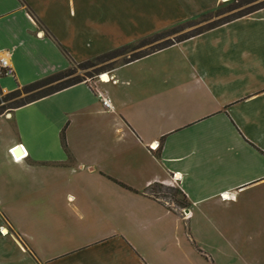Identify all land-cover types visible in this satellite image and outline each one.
<instances>
[{"label": "crops", "instance_id": "0c3cea01", "mask_svg": "<svg viewBox=\"0 0 264 264\" xmlns=\"http://www.w3.org/2000/svg\"><path fill=\"white\" fill-rule=\"evenodd\" d=\"M218 2L0 0V94ZM105 72L0 111V264H264V9Z\"/></svg>", "mask_w": 264, "mask_h": 264}, {"label": "rangeland", "instance_id": "374dc122", "mask_svg": "<svg viewBox=\"0 0 264 264\" xmlns=\"http://www.w3.org/2000/svg\"><path fill=\"white\" fill-rule=\"evenodd\" d=\"M222 1L223 2L219 0L215 10L199 15L192 19H188L187 21L172 28L161 31L152 37L147 38L146 40L134 42L131 45H128L129 48L126 50H118L116 51V54L110 56L104 61L97 62V64L94 66L88 67L87 62L79 64L76 63L72 65L70 70H68L70 72V81L75 79L90 80L94 75L97 77L102 73H106L105 71L122 65L130 59L152 52L169 43H173L174 41H178L179 39H182L186 36L193 35L199 31L209 28L210 26L212 27L222 21L246 14L252 10H256L260 6H264V0ZM101 70H104V72H100ZM48 90L49 89H43L27 94L21 92L18 97L7 100H5V94H0V111H4L5 108L14 107L22 101L36 97ZM154 193H156V195L162 199H165L168 203H171L170 205L176 207H178L182 202V196L180 195L179 191L175 189V187H156L154 189Z\"/></svg>", "mask_w": 264, "mask_h": 264}, {"label": "trees", "instance_id": "16d2710c", "mask_svg": "<svg viewBox=\"0 0 264 264\" xmlns=\"http://www.w3.org/2000/svg\"><path fill=\"white\" fill-rule=\"evenodd\" d=\"M262 8H264V6H260V7L257 8L256 10H252V11H250V12H247L246 14H242V15H240V16H236V17H234V18H232V19H236V18H239V17H243V16H245V15H249V14H251V13H253V12L259 10V9H262ZM216 25H217V24H216ZM210 27H211V26H210ZM212 27H214V26H212ZM212 27H211V28H212ZM199 33H201V31H199V32H197V33H195V34H193V35H189V36H186V37H184V38H182V39H179L178 41H181V40H183V39H187V38H189V37H191V36H194V35H196V34H199ZM169 45H172V43H169V44H167V45H165V46H163V47H160V48H158V49H156V50L163 49V48H165V47H167V46H169ZM127 48H129V47L126 46V47H124V48H122V49H119V51H121V50H122V51H123V50H126ZM156 50H154V51H156ZM116 51H118V50H116ZM116 51L109 52V53H107V54H104L103 56H100V57H98V58H95V59H93V60L87 62L88 67H90V66H94V65L97 64V62L104 61L105 59H108L110 56L116 54ZM144 55H146V54H144ZM144 55H141V56L135 57V58H133V59H130L129 61H133V60H135V59L141 58V57H143ZM127 62H128V61H127ZM69 75H70V72L67 71V72H65V73L57 74V75H54V76L48 77V78H46V79H43V80H41V81H39V82H36V83L30 84V85L25 86L24 88H22V89H20V90H17V91H14V92L10 93V94H7L6 97H5V100H7V99H12V98H16V97H18V96L20 95L21 92L27 94V93H31V92H35V91H39V90H43L44 88H46L47 86L51 85L52 83L58 82V81L64 79L65 77H67V76H69ZM81 81H82L81 79H75V80H71V81L69 80V81H66V82H63V83H59V84L56 85V87H55V86H54V87H51V89H49V92H56V91H59V90L64 89V88H66V87H68V86H70V85L77 84V83H79V82H81ZM46 95H48V91H47V93L44 92V93H41L40 95H38V96H36V97L30 98V99H28V100H26V101H22L21 103L17 104V105L14 106V107H20V106H22V105H25V104L28 103V102L34 101V100L39 99V98H41V97H44V96H46ZM179 206H182V207H183V203L181 202V203L179 204Z\"/></svg>", "mask_w": 264, "mask_h": 264}, {"label": "built area", "instance_id": "2783aa9c", "mask_svg": "<svg viewBox=\"0 0 264 264\" xmlns=\"http://www.w3.org/2000/svg\"><path fill=\"white\" fill-rule=\"evenodd\" d=\"M0 75L2 76H5V77H12L13 76V71L12 69L9 67V65L7 64V61L4 60V59H0ZM105 79H103V77H105ZM97 80L101 83H108L110 81H112V77L109 76L108 73H102L100 75L97 76ZM99 98H100V103L102 105V107L105 109V110H112V107H111V104H110V100L99 94ZM17 148L13 147L9 150V153L10 155L15 159V160H20L23 156H17L14 151L16 150ZM149 149L152 150V151H155L158 149V145H151L149 146ZM23 150V149H22ZM25 155V154H24ZM178 181V178L176 176H172L171 177V180L169 182H167V185L171 186V187H174L176 185V182ZM158 199H160L164 204H171V203H168L165 199H162L161 197H157ZM6 233V231H5Z\"/></svg>", "mask_w": 264, "mask_h": 264}, {"label": "water", "instance_id": "95a60500", "mask_svg": "<svg viewBox=\"0 0 264 264\" xmlns=\"http://www.w3.org/2000/svg\"><path fill=\"white\" fill-rule=\"evenodd\" d=\"M22 152H23V150H22V148L20 147V148H17V149H16L15 154H16L17 156H19V155L22 154Z\"/></svg>", "mask_w": 264, "mask_h": 264}, {"label": "bare ground", "instance_id": "6f19581e", "mask_svg": "<svg viewBox=\"0 0 264 264\" xmlns=\"http://www.w3.org/2000/svg\"><path fill=\"white\" fill-rule=\"evenodd\" d=\"M225 1H230V0H225ZM104 78V77H103ZM24 154V153H23ZM23 156V155H22Z\"/></svg>", "mask_w": 264, "mask_h": 264}]
</instances>
